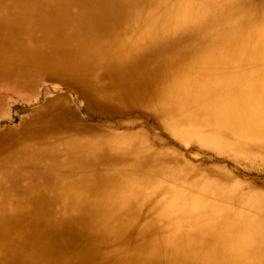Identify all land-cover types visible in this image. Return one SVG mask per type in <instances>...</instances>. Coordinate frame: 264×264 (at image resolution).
I'll list each match as a JSON object with an SVG mask.
<instances>
[{
  "label": "bare ground",
  "instance_id": "bare-ground-1",
  "mask_svg": "<svg viewBox=\"0 0 264 264\" xmlns=\"http://www.w3.org/2000/svg\"><path fill=\"white\" fill-rule=\"evenodd\" d=\"M0 88V264H264V0H0Z\"/></svg>",
  "mask_w": 264,
  "mask_h": 264
},
{
  "label": "rangeland",
  "instance_id": "rangeland-1",
  "mask_svg": "<svg viewBox=\"0 0 264 264\" xmlns=\"http://www.w3.org/2000/svg\"><path fill=\"white\" fill-rule=\"evenodd\" d=\"M3 93L4 92L0 90V134L9 128L19 126L20 122L25 119L26 115V104L15 100L12 98L13 96H10L7 100H3V97H1ZM12 95L16 96L15 93ZM189 150L198 154H212L209 150H203L204 152L192 148Z\"/></svg>",
  "mask_w": 264,
  "mask_h": 264
}]
</instances>
